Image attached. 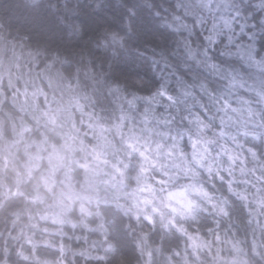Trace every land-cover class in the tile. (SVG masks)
Masks as SVG:
<instances>
[{
  "label": "clouds",
  "instance_id": "clouds-1",
  "mask_svg": "<svg viewBox=\"0 0 264 264\" xmlns=\"http://www.w3.org/2000/svg\"><path fill=\"white\" fill-rule=\"evenodd\" d=\"M0 264H264V0H0Z\"/></svg>",
  "mask_w": 264,
  "mask_h": 264
}]
</instances>
